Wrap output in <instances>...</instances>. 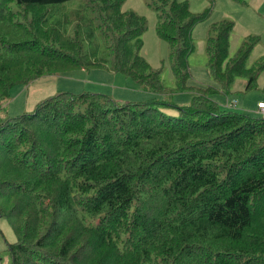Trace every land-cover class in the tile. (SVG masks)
<instances>
[{"label":"trees","instance_id":"16d2710c","mask_svg":"<svg viewBox=\"0 0 264 264\" xmlns=\"http://www.w3.org/2000/svg\"><path fill=\"white\" fill-rule=\"evenodd\" d=\"M70 1L0 0V109L13 87L73 70L105 69L165 93L160 70L140 55L144 16L124 11L126 0L71 11ZM148 7L174 91L194 96L180 106L60 92L1 122L10 264H264V118L210 99L237 78L257 87L264 60L246 62L259 38L247 36L228 59L235 23H214L205 50L218 89L188 87L192 31L210 10L192 13L186 0Z\"/></svg>","mask_w":264,"mask_h":264},{"label":"rangeland","instance_id":"374dc122","mask_svg":"<svg viewBox=\"0 0 264 264\" xmlns=\"http://www.w3.org/2000/svg\"><path fill=\"white\" fill-rule=\"evenodd\" d=\"M149 10L147 30L142 36L143 46L140 55L146 60L153 70H160V82L165 89L164 94H154L134 81L119 73L109 72L105 69L73 70L58 76L42 77L29 85H17L10 91L9 98L0 109V123L9 118L16 117L24 112H31L34 107L46 99L60 92L80 94L82 92L100 93L111 97L117 103L126 102L144 103L152 98L172 103L187 105L194 96L193 90L175 92L176 80L172 74L169 61V48L165 41L160 40L155 31L156 14L148 7L150 0H143ZM192 13H201L210 10L208 18L196 25L192 31L195 46L193 53L188 58L190 79L188 87L218 89L217 83L212 79L207 62L208 56L205 43L210 27L221 20H230L235 23L229 37L228 59L235 57L241 43L247 36H256L259 42L255 45L246 62L247 68H252L259 60H264V0H244L245 4L235 0H188ZM85 0H73L65 4L66 9L75 10L84 5ZM141 0H126L124 11L136 9V4ZM245 79H235L229 92L224 94L215 91L210 94V99L218 104L220 99L235 101L232 109L239 113L258 116L256 111L259 99L264 100V71L257 79V87L246 90ZM233 104V103H232ZM232 106V105H231ZM160 110L168 115H174L172 108L161 107ZM16 240L7 220L0 218V263L10 264L11 259L7 252V243Z\"/></svg>","mask_w":264,"mask_h":264},{"label":"crops","instance_id":"0c3cea01","mask_svg":"<svg viewBox=\"0 0 264 264\" xmlns=\"http://www.w3.org/2000/svg\"><path fill=\"white\" fill-rule=\"evenodd\" d=\"M186 1H188V0H186ZM141 2H143V5H141V3H137L136 4V9H132V11H134L135 13H137V14H139V15H141V16H144V17H146V18H148V16H149V13H148V9L146 8V6L144 5L145 3H144V1L143 0H141ZM188 3H189V1H188ZM48 77V76H47ZM260 101H263V99H259V101L258 102H260ZM216 102V101H215ZM233 102H235V101H231V102H229L228 101V99H227V97H226V99H220V102L219 103H221V104H218L217 102V104L218 105H220L221 107H224V108H227V109H232L233 107H231V105H232V103ZM235 106H236V104H235ZM238 112V111H237Z\"/></svg>","mask_w":264,"mask_h":264},{"label":"built area","instance_id":"2783aa9c","mask_svg":"<svg viewBox=\"0 0 264 264\" xmlns=\"http://www.w3.org/2000/svg\"><path fill=\"white\" fill-rule=\"evenodd\" d=\"M235 106V102H233L231 107ZM256 111L258 114V117L264 118V100L257 103Z\"/></svg>","mask_w":264,"mask_h":264},{"label":"clouds","instance_id":"9594fccd","mask_svg":"<svg viewBox=\"0 0 264 264\" xmlns=\"http://www.w3.org/2000/svg\"><path fill=\"white\" fill-rule=\"evenodd\" d=\"M236 103V102H235ZM258 103V102H257Z\"/></svg>","mask_w":264,"mask_h":264}]
</instances>
